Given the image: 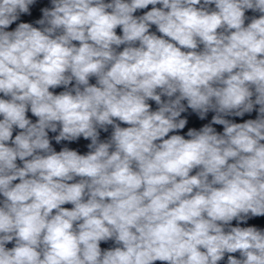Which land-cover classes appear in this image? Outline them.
Returning <instances> with one entry per match:
<instances>
[{"label": "clouds", "instance_id": "1", "mask_svg": "<svg viewBox=\"0 0 264 264\" xmlns=\"http://www.w3.org/2000/svg\"><path fill=\"white\" fill-rule=\"evenodd\" d=\"M35 3L0 0V264H264V0Z\"/></svg>", "mask_w": 264, "mask_h": 264}]
</instances>
